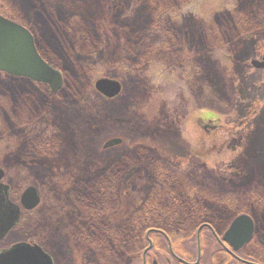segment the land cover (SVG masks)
Listing matches in <instances>:
<instances>
[{"label": "rangeland", "instance_id": "1", "mask_svg": "<svg viewBox=\"0 0 264 264\" xmlns=\"http://www.w3.org/2000/svg\"><path fill=\"white\" fill-rule=\"evenodd\" d=\"M4 1L21 22L39 31L37 45L49 56L50 47L41 30L47 29L56 45L67 40L59 21L64 12L75 34L73 44L81 45L74 48L76 54L85 46L83 34H91L97 43L98 22L110 30L107 37L99 38L94 66L86 69L77 83L74 80L76 84L70 82L65 87L64 83L65 90L53 94L49 86L32 81H0V167L6 173L3 180L11 186L12 200L17 203L30 185H36L42 196L39 206L24 213L20 224L0 242V248L22 240L33 241L55 264H93L96 259L99 264H134L131 247L123 243L116 249L120 241L115 243L114 238L130 234L127 220L141 206L145 195L135 194L133 186L130 191L124 189L120 182L114 208L96 225L92 219L95 210L77 211L79 205L70 187L71 182L80 179L110 177L117 172L113 163L124 159L132 145L140 144L155 150L150 151L154 156L157 153L162 159L182 165L192 176V184L197 180L216 193H227L228 198L232 197L231 204L235 196L248 192L244 203L259 223L255 241L264 242V186L259 182L264 169V70L251 65L252 59L264 55V0H189L185 7L175 5L170 16L160 22H153L151 15L157 12L156 7H165L173 0H116L119 12L111 16L108 5L112 0ZM29 2L37 7L30 12L26 11ZM45 20L59 25L48 29L39 22ZM133 35L132 50L127 53L123 50ZM58 49L63 54L67 47ZM69 49L74 50L72 46ZM50 57L54 59L53 54ZM129 60L136 69L127 75ZM61 63L54 59L52 64L60 69ZM112 73L124 76L123 91L114 102L104 100L94 88L97 78ZM7 84L12 86L7 88ZM73 90L76 95L71 93ZM199 106L204 108L201 115L217 116L220 121L214 120L210 126L189 120V113ZM167 116L174 122L181 120V125L167 122ZM240 121L244 124L234 127ZM41 134L44 135L38 139ZM48 134L59 145L55 150L48 147L40 151ZM117 138L120 143L106 146ZM148 161L152 159L120 173V181L130 171L138 170L144 186L152 189L151 172L145 170ZM197 193L194 197L200 196ZM191 226L189 222L180 231L168 234L174 240L176 253L193 261L198 249L196 228L192 232ZM145 235L155 244L165 243L161 234L149 229ZM208 235L206 230L201 233V263L236 264L221 253L213 254L223 247ZM97 238L103 246L96 243ZM143 248L138 264L142 262ZM252 249L259 251L253 247L250 252ZM156 254L158 264H168L170 255L161 248L149 254L147 264H152Z\"/></svg>", "mask_w": 264, "mask_h": 264}, {"label": "trees", "instance_id": "2", "mask_svg": "<svg viewBox=\"0 0 264 264\" xmlns=\"http://www.w3.org/2000/svg\"><path fill=\"white\" fill-rule=\"evenodd\" d=\"M41 2H43L42 0H40ZM189 0H173V3H167L166 6L167 8L160 6V7H156L157 8V12L153 13L152 16V21L153 22H160L162 19H164L169 14V11L174 9L175 5L177 6H184L186 5V2ZM158 2V1H157ZM260 3V2H259ZM31 2L28 3L27 10L30 12V9L32 10L33 8H37L36 4L33 3V5H30ZM242 5H246L241 3ZM261 4V3H260ZM119 4L118 2H116V0H112L110 1V4L108 5V11H109V15L111 16L113 13L114 15L117 14L118 11V7ZM260 7V5H259ZM26 11H24L26 13ZM116 11V12H114ZM4 14V16H7L9 18H12L18 22H20L23 25H26L25 22H21V20L17 17L18 15H14L13 11H11L5 4L4 0H0V14ZM65 14H63L61 17H59V21H62L65 31L63 32L62 36L67 37V40L64 41H60L58 43V45L54 44L55 41H52V36L49 33V31L46 30H41L42 32V37L44 39L45 42H47V45L50 47L49 51H50V56L51 54H53V58L55 60H57L58 62H63V64L61 63V65L59 66L60 69H62L64 76H65V87H67L70 82L75 83L74 80H76V83L83 77V75L85 74L84 71H86V69H90L94 66V61L96 59L97 56V49L98 48V43H100V39H102V36L107 37V35L109 34L110 30L109 28H107V26L104 23L98 22L99 24L97 25V43L94 42V38L91 37V34H83V36L81 37V39L83 40V45H85L82 48V52L79 54H76L75 51V47L79 45V42L77 45H74L72 41H74L75 38V34L73 33V27L70 23H68L69 21L67 20V18H65L66 16V12H64ZM23 15V14H22ZM157 15V16H156ZM120 16V14H119ZM74 17V16H73ZM221 20V19H220ZM39 22H43L44 24L47 25L48 29L51 27H56L59 25L58 22L56 21H52V23H49V20H45V21H39ZM227 22V20H226ZM100 24H103L100 25ZM32 32L33 35L35 36L36 39V43H38L39 41V37L38 34L40 36L39 31H36L33 27H30L28 25H26ZM157 28H160V25L157 24L156 26ZM72 31V32H71ZM37 32V33H36ZM65 33V34H64ZM69 34V35H67ZM100 38V39H99ZM62 39V38H60ZM135 39V35L131 36L130 39L127 42V48L125 47V50L127 53L131 52L132 50V46H131V42ZM78 40V39H76ZM66 41H69L70 43H66ZM120 42V41H119ZM221 43V42H217ZM36 44V45H37ZM94 44H95V49H94ZM72 46V48L74 49L72 52L70 51V47ZM64 53L62 54L58 48H61V50L63 48H66ZM81 47V45L78 46V48ZM38 48L40 50V46L38 45ZM52 50V51H51ZM41 51V50H40ZM53 52V53H52ZM41 54L43 55V57L47 60L50 61L51 63H53L54 59H52V57H50L49 55H47V53H45V51H41ZM127 64L131 67V61L129 60L126 61ZM75 64L77 65V68L75 66ZM73 69H71V67ZM126 67L127 71H125L128 74H130V72L134 69H136L135 66L131 67ZM107 76H111V77H116L118 79L121 80V82H123L122 80H124L122 77L124 76H119V74L117 73H112V75H107ZM8 80H23L25 81H31L29 79L24 78H15L13 76L7 75V74H3V72L0 71V81L2 83H4L3 81H8ZM33 82V81H32ZM75 83V84H76ZM124 83V82H123ZM67 85V86H66ZM7 88L11 87L12 85L7 84L6 85ZM63 90H65L63 88ZM72 94L76 95L77 91H72ZM69 96V94H68ZM104 100H109V99H105ZM117 98L115 99H110L109 101L114 102ZM24 125V123H23ZM29 125V123L25 126L26 128H28L27 126ZM34 126H38V122H36L34 124ZM43 126V125H42ZM24 130V128H23ZM35 132L38 133V130H36ZM44 134H41V136H38V139L42 138ZM50 139V140H49ZM46 143H42V146L39 147L40 151H44L46 149H48V147H52V150H55L56 147L59 145L57 144V140L56 138L49 136L48 134V139L47 141H45ZM51 142V143H50ZM136 147H134L133 145L130 147L129 150H126L125 153V158L124 159H120L119 163H120V171L119 172H113L111 173L112 175L110 177H102V178H92L88 181L86 180H77V181H73L71 182V187H70V193H74L75 197V201L76 203H78V210L77 211H92L95 210V215L92 219H95V224L97 225V221H101V218H104L105 215H108L109 211L112 210L114 208L115 205L114 202H117L116 199V195L117 194V187L118 184L121 182L122 184H124V189L130 191L131 187L133 186V191H135L137 193H143L145 195V198L143 200V202L141 203V206H139L134 214H132L130 216V218L127 221L128 225H130V229L128 230L130 232V234H126L128 237H126V235L123 233L122 236H117L114 238V242H118L120 241L119 245L115 244V248L117 249L118 246L121 247V245L124 243V246H128L129 249L131 247V249L133 250L132 252H134L133 254V263L134 264H138V261L140 260V251L142 250V248L145 246V244L147 245V241H146V231L150 228H160L162 230H164L165 232L169 233V232H173L176 233L178 231H180L182 228L186 227V224H188L189 222L192 223L193 227L192 228V232L194 231V228L198 227L199 224L203 223V222H210L211 224H214V220L213 217H215L216 215H220L221 213H223L222 211H228L227 209H233V210H246L248 208L247 203H244L245 201V196L242 197V199H239V196H235L233 198V207L230 203V198L227 197V195H225L226 193H216L212 190V188L210 189V186L200 183V187L196 190L198 195L194 197L195 200H191L188 198H191V194H195V191H192L191 194L187 195L188 193L186 192V190L190 187V183L186 182L183 183L182 182H178V184L175 183H170L173 181H170V178L168 179L167 174L166 173H161L157 170V167L152 164V170L155 169L154 172H156L155 175H153L152 172V178L150 179V181H152L153 184V188L148 190L147 187L144 186L143 184V177L139 174H141L140 172H135V171H130L128 173V176L126 178H121L120 181V173H124L127 172L128 168L133 166L134 168L139 167V163L142 160H148V159H152L153 158V154L148 150L147 147L141 146L140 145H135ZM43 148V149H42ZM51 150V149H49ZM47 154V153H46ZM151 155V156H150ZM144 156V157H143ZM122 157V155H121ZM117 163V161L115 162ZM113 163L112 167L115 169H117V164ZM116 165V166H115ZM146 166V165H145ZM122 168V170H121ZM116 174V177H115ZM170 175V174H169ZM159 179V181L157 180V177ZM155 178V179H154ZM135 180H137L135 182ZM84 181V182H83ZM164 181V183H162ZM139 182V183H138ZM138 183V184H137ZM141 183V184H140ZM140 184V185H139ZM203 184V185H202ZM190 190V188H189ZM129 193V192H128ZM185 195V196H184ZM141 197H143V195H140ZM249 196V195H248ZM96 199V200H92V199ZM186 199H188L189 201H186ZM257 200V198H255ZM190 203H192L193 205H190ZM248 210V209H247ZM186 211V212H185ZM187 211H191V212H187ZM185 212V214H184ZM92 215V216H93ZM189 226V225H188ZM116 230L120 233L121 230H119L118 228H116ZM109 231H112L111 229ZM88 233V230H87ZM110 233V232H109ZM86 239H89L91 236H85ZM97 244H102V240H99L97 238L96 240ZM195 240H193L194 242ZM86 243L90 241H85ZM113 242V241H112ZM111 242V243H112ZM140 244V245H139ZM258 244L253 241L252 243H250L247 246V249L245 250L246 255H248V257H250L253 260H260L259 258L262 256L261 253H257V251L255 252L253 249L250 252L251 248H258ZM145 248V247H144ZM143 248V249H144ZM110 249V248H109ZM262 250V249H261ZM88 262L89 259H86ZM136 262V263H135ZM99 264L97 259L94 261L93 264Z\"/></svg>", "mask_w": 264, "mask_h": 264}, {"label": "water", "instance_id": "3", "mask_svg": "<svg viewBox=\"0 0 264 264\" xmlns=\"http://www.w3.org/2000/svg\"><path fill=\"white\" fill-rule=\"evenodd\" d=\"M255 67H264V61L252 60ZM0 70L20 77H27L37 82L50 85L56 94L63 85V74L54 69L41 55L35 45L32 33L24 26L4 16H0ZM94 87L98 93L113 98L122 91V83L115 78L101 77L95 80ZM120 143L114 139L108 145ZM107 145V146H108ZM4 170L0 167V240L16 226L21 217V207L32 210L40 203L38 189L34 185L24 188L20 203L10 200V187L3 183ZM254 222L249 215H239L223 235L234 250L247 244L254 233ZM150 240V239H149ZM150 243L151 240H150ZM0 264H53L52 258L38 245L21 241L8 248L0 249Z\"/></svg>", "mask_w": 264, "mask_h": 264}, {"label": "flooded vegetation", "instance_id": "4", "mask_svg": "<svg viewBox=\"0 0 264 264\" xmlns=\"http://www.w3.org/2000/svg\"><path fill=\"white\" fill-rule=\"evenodd\" d=\"M220 15L223 16L224 14H220ZM223 18H225V17H223ZM252 60H254V59H252ZM252 60H251V65H252ZM259 60L261 62L264 61V55ZM252 66L255 67L254 65H252ZM255 68L264 70L263 66L255 67ZM63 84H64V79H63ZM62 88H63V85L59 90H61ZM187 107L189 108V111H190L191 107L189 105ZM203 109H204L203 106L193 108L192 113L191 114L189 113V115H191L190 117H188L189 120L192 119L196 122L202 121V122H204L210 126L213 125L214 120L217 122H218V120L220 121V117H217V116L205 117V116L201 115V112H202L201 110H203ZM168 115H170V114L168 113ZM170 117L171 116H167L165 118L167 122L172 121L174 123V125H179V124L181 125V120L174 122L176 120H170ZM243 124H244V122L240 121L239 123H235L234 127H241ZM213 128L215 129L214 131H216L217 127L215 126ZM207 130H209V129H207ZM213 147L216 148V145H213ZM149 151H152V152L154 151V153H155V150L149 149ZM156 155L157 156L153 155L152 161H148V163H146V166H145V170H148L149 172H151V178H152V164H154L157 167V170L159 172L166 173L168 179L170 178V181H173L170 183L178 184L179 181L182 183L184 181V183L188 182V183L192 184V182H190L192 179V176L190 174H188L187 171H185L186 169L184 167L182 169V167H181L182 165L178 164L176 161H170V160L162 159L161 156H159L157 153H156ZM196 157H199V156H196ZM115 164H117V172H119L120 171L119 160ZM135 172L139 173L138 170H135ZM136 181L137 180H135V182ZM194 181H195V183H193L189 187L190 190H189V188L186 190V192L188 193L187 195L191 194L192 191L197 192L196 190L200 187V182H197V180H194ZM259 182L262 184L261 186L263 188V186H264V169H263L262 178H261V180H259ZM162 183H164V181ZM260 191L263 194L262 189ZM242 194L243 195L245 194L246 197L244 199L246 200L248 198V192H243ZM242 197H244V196L239 197V199H241ZM188 199H191V200L194 199L195 200L194 195L191 194V198H188ZM188 199H186V201H189ZM230 199H232V197ZM190 205H193V204L190 203ZM231 205L233 207V203ZM227 210L228 211H222L223 213L213 217V219H215L214 224H211L210 222H203V223L199 224L198 227H196V237H197L196 242H197L198 254L196 256V259L193 261L188 260L184 256H181L179 253H176V251L174 250V247H173V242H172L174 240L171 239V236L168 233L166 234L165 231L160 229V228H150L151 232L158 234V235L161 234V236H163L165 238V243H163V245H160L158 243L155 244L154 242H152L151 239L150 240L152 243H150V240L148 239L149 243L145 246L144 251L142 253L141 264H147L148 263L147 259H148V257H150L149 254L153 253L154 250H159L160 248L164 252H167V254L170 255L169 257H167L168 264H170L172 262H175L174 264H177V263L178 264H202L201 263V260H202V252L201 251H203V249H204L203 248V241L204 240L202 241V239H201V233L205 230L209 231L208 236L213 241H215L219 245V247H220V245L223 247V248L218 249V251H216L215 253L213 252L214 255H216L217 253H221L223 256H227V257H225L226 259L230 258L231 261L236 262V264H264V242L261 239H259V244H258L259 246L257 248V250L259 249V251H257V253L260 252L262 255L259 258L260 260H253L250 257L248 258L247 255H244V254H246L245 250L247 249V246L250 243H252L253 241H255L256 235L258 233V224L259 223H258V219L256 218V215L251 211H247V209L246 210H243V209L233 210V209L229 208ZM187 212H191V211H187ZM242 214H245L246 216L249 215L251 217V219H253L254 233H253L251 240L247 244H245L243 247H241L238 250H234L228 241L227 242L222 241L223 235L227 231V229L230 228L234 219H237V216L242 215ZM220 224H221V226H219ZM70 226H73V225L71 224ZM85 257H86V255H85ZM158 258H159V255L157 256V254H156L153 257L152 264H158ZM85 259H87V258H85ZM130 259H132L131 260V262H132L133 257H130ZM53 263L55 264L54 259H53ZM91 263H94V262H91Z\"/></svg>", "mask_w": 264, "mask_h": 264}]
</instances>
